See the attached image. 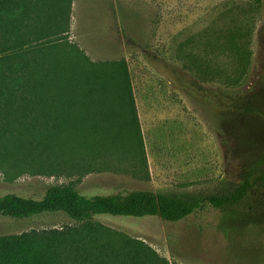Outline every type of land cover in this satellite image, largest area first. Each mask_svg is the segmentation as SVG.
<instances>
[{"label": "rangeland", "instance_id": "374dc122", "mask_svg": "<svg viewBox=\"0 0 264 264\" xmlns=\"http://www.w3.org/2000/svg\"><path fill=\"white\" fill-rule=\"evenodd\" d=\"M72 3L69 33L47 44L64 56L80 50L100 68L114 64L106 93L63 101L62 128L36 133L38 141L61 132L43 141L54 151L6 157L1 145L0 198L41 200L51 187L72 186L87 197L154 191L201 199L204 207L178 223L94 220L169 264H264V189H253L242 208L206 203L251 173L264 175V0ZM70 225L62 213L0 217V237Z\"/></svg>", "mask_w": 264, "mask_h": 264}, {"label": "trees", "instance_id": "16d2710c", "mask_svg": "<svg viewBox=\"0 0 264 264\" xmlns=\"http://www.w3.org/2000/svg\"><path fill=\"white\" fill-rule=\"evenodd\" d=\"M72 1L0 0V146L6 157L54 151V145L43 141L51 142L61 132L42 135L38 141L36 133L62 128L63 101L68 96L106 93L107 73L114 64L100 68L80 50L64 56L60 46L47 44L69 33ZM73 53L77 56L72 61ZM123 75L128 79V73ZM98 81V90L90 88ZM239 106L233 105V111L242 113ZM22 137L27 141L22 143ZM12 139L18 146L9 149ZM254 174L206 203L219 210L242 208L253 189H264V175ZM204 202L154 191L87 197L72 186L51 187L41 200L7 195L0 198V217L25 220L62 213L74 225L1 236L0 264H169L145 242L96 222L95 217L160 218L178 223L201 210Z\"/></svg>", "mask_w": 264, "mask_h": 264}]
</instances>
